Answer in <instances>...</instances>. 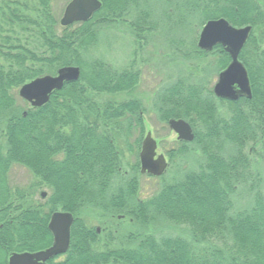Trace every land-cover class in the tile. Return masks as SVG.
<instances>
[{
    "label": "trees",
    "instance_id": "trees-1",
    "mask_svg": "<svg viewBox=\"0 0 264 264\" xmlns=\"http://www.w3.org/2000/svg\"><path fill=\"white\" fill-rule=\"evenodd\" d=\"M100 1L90 20L62 27L51 0H0V264H9L13 253L49 247L48 225L58 210L75 221L69 250L49 264H264V175L258 170L264 164V0H154L163 9L162 18L154 13V23L146 1L141 9L137 0ZM170 7L178 12L175 21ZM196 13L198 26L224 17L253 27L240 55L253 97L218 99L205 77L178 78L159 89L152 100L159 120L184 119L195 135L167 155L172 163L184 156L182 162L194 165L179 177L163 175L156 193L142 200L140 161L124 173L118 144L134 121L144 133L148 109L134 95L142 78L138 54L158 21L169 29L189 26ZM122 26L131 30L136 50L120 68L93 50L107 31ZM183 56L219 73L230 62L221 46L205 53L194 40ZM66 66L81 69L79 81L55 91L42 107L24 101L26 110L18 90ZM121 95L128 98L108 97ZM13 164L30 169L54 192L33 202L31 190L13 191L7 182ZM85 206L106 213L99 220L105 232L86 224ZM118 212L125 214L118 225L104 220ZM124 220L130 228L122 234Z\"/></svg>",
    "mask_w": 264,
    "mask_h": 264
},
{
    "label": "rangeland",
    "instance_id": "rangeland-1",
    "mask_svg": "<svg viewBox=\"0 0 264 264\" xmlns=\"http://www.w3.org/2000/svg\"><path fill=\"white\" fill-rule=\"evenodd\" d=\"M71 1L72 0H51L53 12L58 20V24L64 15L67 5ZM137 1L138 3L136 6L140 5L137 7V9H141L144 6L142 3L143 1H146L148 6H150L151 14L153 15V23L154 13L157 17H163V9L161 4H154V0ZM182 12L184 13V10H182ZM170 13L174 15L173 20H177L176 14H178V12L170 7ZM198 14L199 13H196L197 18L193 19V24L189 26L184 25V27L176 26L173 29H169L168 27L164 26L162 20H160L162 22L158 21V29L153 34L148 36L147 45H145L143 52L138 54V57H140L138 60L140 62L142 78L140 85L134 95L143 99L148 112L144 115V133L142 136L140 125L135 121L132 122V130L130 135L123 137L119 136L118 144L124 156L123 172L127 175L131 174L133 171L132 166L137 162V160L140 161L139 156L142 149V143L149 132L152 133V137L158 144V153L164 154L168 161V169L165 173L166 175L164 174L167 179H172L174 176L179 177L181 175V171L194 165L193 162L189 164L187 161L182 162L184 160V156L176 157L174 160L175 163L170 161L167 152H171V150L173 151L179 148L181 146V142L183 141L178 139V135L170 128L169 124L159 120L157 113L153 111L152 100L159 89L177 80L178 78L187 79L188 82H197L201 81L205 77L208 78V85L212 89L218 81L219 72L216 71V68L214 69L212 66H208L206 71H204L206 63L205 61L202 63L197 59H187L185 56H183V52H185L188 47L193 45V40L197 46L199 35L201 29L203 28V26H198ZM118 29L119 30L113 31L109 30L105 33L103 37V44L93 50V56H104L110 60V62H113L117 67L123 68V66H126L133 60V54L136 50V43L130 29H128L126 26H122ZM219 56L220 55L218 54L215 56H209L206 61L214 62L217 57L219 59ZM108 97L120 100L126 98L125 95H121L119 97ZM21 101L26 110L30 108L29 104L24 102L23 99ZM122 122V124H126V121ZM123 134L125 133H121V135ZM140 138L142 139L140 146L138 147L136 142ZM0 142L4 143V138L1 135ZM129 145L132 147V151L129 150ZM252 155L255 162L258 163L260 160L259 157L255 154ZM57 156L61 157V154L57 153ZM187 160L189 161V159ZM179 161L180 163L178 164ZM259 165L258 170L262 171L264 175V164L260 162ZM161 177H154L149 174L139 173L138 197L144 200L154 195L162 183ZM7 182L13 191L20 190L28 192L31 190V198L33 199V202L45 201L51 195V193L54 192V187H51L48 183H42V185L37 183V179L33 175V172L19 164H13L11 166L10 171L7 173ZM41 193H45L46 196L44 198L41 197ZM82 213V217L89 227H93L95 229L99 227V233L104 230L103 225L99 223L100 218L106 214L103 210L94 209L92 206H85L82 210ZM100 213L103 215H100ZM113 215L104 219L105 221L107 219L109 222L112 221L113 226L114 224L116 226L119 223L117 221L115 222L116 219L123 220L125 217L123 212H118ZM126 222L127 221L124 220V223L122 224V234L127 228H130V225H128ZM163 226L165 227L166 225L164 224ZM113 229L115 230L116 228ZM116 236L120 238L121 235L116 233Z\"/></svg>",
    "mask_w": 264,
    "mask_h": 264
},
{
    "label": "water",
    "instance_id": "water-1",
    "mask_svg": "<svg viewBox=\"0 0 264 264\" xmlns=\"http://www.w3.org/2000/svg\"><path fill=\"white\" fill-rule=\"evenodd\" d=\"M102 8L100 0H72L66 7L60 21L63 27L77 22L88 21ZM250 25L237 27L224 17L211 19L203 26L197 46L199 50L210 53L221 46L230 56L228 66L220 72L213 92L218 99L236 102L242 98L252 99L253 91L248 70L240 60L245 46L252 34ZM81 69L78 66H66L58 69L56 75H45L24 84L19 95L32 107H42L50 101L55 91H60L65 84L79 81ZM170 128L178 139L192 142L195 138L191 125L184 119L169 120ZM157 142L149 132L142 143L140 152V172L154 177L164 175L168 162L164 154L157 153ZM41 193V197H45ZM72 213L57 211L51 215L49 230L53 235L52 244L36 252L13 253L9 264H49L51 259L65 254L71 244V230L74 224ZM98 231L100 229L98 227Z\"/></svg>",
    "mask_w": 264,
    "mask_h": 264
}]
</instances>
